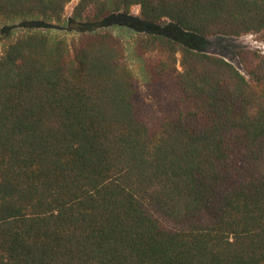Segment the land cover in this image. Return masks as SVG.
Listing matches in <instances>:
<instances>
[{
  "label": "trees",
  "instance_id": "16d2710c",
  "mask_svg": "<svg viewBox=\"0 0 264 264\" xmlns=\"http://www.w3.org/2000/svg\"><path fill=\"white\" fill-rule=\"evenodd\" d=\"M72 0H0L63 23ZM201 37L264 35V0H78L68 44L27 29L0 54V264H264V55L148 33L125 63L114 14Z\"/></svg>",
  "mask_w": 264,
  "mask_h": 264
},
{
  "label": "rangeland",
  "instance_id": "374dc122",
  "mask_svg": "<svg viewBox=\"0 0 264 264\" xmlns=\"http://www.w3.org/2000/svg\"><path fill=\"white\" fill-rule=\"evenodd\" d=\"M78 0H72L65 8L63 23H43L40 20L29 21H1L0 20V54L5 44L12 41L16 36L27 29H42L49 32L52 36L64 38L70 45L78 38L76 32L66 30V22L70 19L73 7ZM139 7L133 6L129 14H114L104 26L105 31L111 32L119 38L124 46L125 63L137 79L140 91L147 102L155 109V100L148 89L147 78L144 74L140 61L136 58L132 50V43L135 38L155 33L166 35L179 41L182 45L201 51L207 54L216 55L224 58L234 65L238 71L245 75L242 63L240 62V53L257 51L264 55V35L247 34L240 37L212 36L201 37L194 33L181 30L168 20L162 21L158 25H152L141 22L138 18Z\"/></svg>",
  "mask_w": 264,
  "mask_h": 264
}]
</instances>
